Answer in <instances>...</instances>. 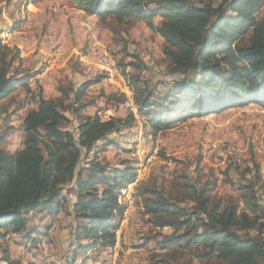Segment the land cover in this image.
<instances>
[{"label": "trees", "instance_id": "trees-1", "mask_svg": "<svg viewBox=\"0 0 264 264\" xmlns=\"http://www.w3.org/2000/svg\"><path fill=\"white\" fill-rule=\"evenodd\" d=\"M70 1L85 15L103 22L108 17L118 26L142 20L164 41L167 72L177 77L165 93L142 78L144 63L126 47L123 53L131 62L119 63L137 115L154 135L190 115L264 104V14L262 19L256 17L264 0ZM155 18L159 22L154 23ZM1 36L2 32L0 118L1 103L17 88L29 97L19 103L18 111L33 108L22 118L20 149L4 148L8 131L0 132V239L11 233L35 245L62 215L72 222L67 264L90 260L88 252L99 258L116 244L115 231L126 210L120 197L135 180L133 167H113L100 155L109 148L120 149L114 136L132 129L137 119L128 111L106 121L81 115L86 90L99 84L101 76L78 88L59 87L66 99L72 97L70 105L62 99H46L39 87L37 91L29 88L36 73L20 72L16 65L20 51L5 44ZM105 95L106 104L118 102V106L124 101L114 92ZM67 111L79 121L76 134L63 128ZM250 162L251 167L243 171L231 162L220 172L237 192L235 197L214 195L218 177L212 169L210 174L203 173L199 163L193 175L183 173L169 186L151 180L134 187L132 197L154 233L148 241L157 242L162 252L154 264H264V179L260 165ZM231 168L238 182L229 178ZM71 184L75 201L69 205L63 192ZM39 214L42 217L37 219ZM44 220L48 223H42L43 231L37 230L35 222ZM164 230L170 234H163ZM1 263L24 264L0 247Z\"/></svg>", "mask_w": 264, "mask_h": 264}, {"label": "rangeland", "instance_id": "rangeland-1", "mask_svg": "<svg viewBox=\"0 0 264 264\" xmlns=\"http://www.w3.org/2000/svg\"><path fill=\"white\" fill-rule=\"evenodd\" d=\"M52 1H54L53 7L46 6L45 0H0L2 10L0 33L2 32L1 38L5 40V44L9 40V45H12L8 39L9 34L6 32L12 34V28L17 21L19 24L16 28L21 23L30 21L32 24L39 23L37 31L40 38L51 31L54 36L53 41L64 45L61 48V53L64 55L62 57L53 48L45 53L44 60L35 58L23 61L20 59L16 64L19 65L20 72L30 70L36 74V71L51 75L54 73L52 88L35 85L34 76L29 82L33 90L37 91L39 87L43 97L62 99L66 105H70L72 97L66 99L58 90L59 87L78 88L81 84L101 76L103 79L99 84L92 85L86 90L82 98L85 108L81 115L95 116L99 112L104 113L106 108L115 111L118 102L106 104L105 94L115 91L125 93L126 90L127 94H130L119 68L121 61L131 62V59L123 53L124 47L130 54L137 55L144 63L145 69L140 74L144 80L155 87L157 92L165 93L171 88L173 80L177 77L167 72V63L162 54L164 41L154 34L145 22L137 20L132 24L118 26L108 17L103 22L98 17L81 13L76 4L70 0ZM27 3L40 8L41 14L37 13L36 18L30 17L28 20L29 8H24ZM262 14H264V5L263 10L262 6L260 7L256 17L262 19ZM159 20L155 18L154 23ZM82 26L92 27V29L87 31ZM92 40H95L94 44ZM245 42L247 38L243 44ZM34 47L38 49L39 45ZM20 55L21 52L19 58H22ZM32 55L36 57V52ZM47 61L51 62H49V70L45 72ZM127 71L132 72L130 68ZM28 99L29 97L25 98V91L17 88L9 99L1 103L3 112L0 118V132L8 131L2 146L10 152L21 148L22 133L19 126L22 117L32 106H27L20 111L18 106L19 103ZM125 113L122 111L116 117H122ZM65 116L68 122L63 128L76 134L79 121L71 111L65 112ZM142 121L143 118L138 117L132 129L114 136L113 139L118 142L120 149L109 148L100 155L101 160L113 167H133L134 169V183L124 191L125 196L120 197L121 206L124 209L125 205L127 207L126 197L133 192L137 184L153 180L158 184L169 186L173 178L183 173L192 174V171L198 168L199 159H201L199 167L205 170L203 173L210 174L211 169L216 173L218 182L213 194L222 198L238 195L220 175V172L226 170L231 162L243 171L245 167H251V159L256 161L260 165V172L264 179V104H247L200 117L190 115L187 119L174 123L170 129L159 131L155 135L150 129L143 127ZM9 127H12V130ZM162 155L166 158H162ZM84 163L85 159L82 160L81 165ZM233 168L229 170V178L235 183L238 182L239 177ZM72 185L66 186L65 196L63 195L68 201L74 197L75 191ZM36 217L38 219L42 215L39 214ZM146 219L134 200L132 207L127 210V219L124 222L120 219L115 231L119 237V243L125 246L116 248L113 256L108 254L111 261L109 258L100 260L101 255L96 258L95 252H88L91 257L88 264H154L159 259L155 256L161 255L162 252L159 251L157 242H145L152 239L151 236L154 237L153 231L145 224ZM45 222V220L35 222L36 229L43 231L42 223ZM71 225L72 222L66 218L57 221L48 231V235L40 237L35 245L31 241L22 239L20 235L8 233L4 239H0V247L9 249L13 259L24 264H33L34 254L31 253L41 248L45 241L47 254L52 259L50 264H67L72 242ZM162 233L170 234V231L164 230ZM112 248L108 249L112 251ZM75 264H87V262L82 263L81 259H78Z\"/></svg>", "mask_w": 264, "mask_h": 264}, {"label": "crops", "instance_id": "crops-1", "mask_svg": "<svg viewBox=\"0 0 264 264\" xmlns=\"http://www.w3.org/2000/svg\"><path fill=\"white\" fill-rule=\"evenodd\" d=\"M45 1H46V6L53 7V3L52 2H54V1H52V0H45ZM54 4H56V3H54ZM27 7L29 8V10L27 12L28 20H30V17L36 18L35 17L36 14L37 13L41 14V12H42V10L40 8L34 6L31 3L29 5H27ZM81 13H83V12L81 11ZM38 25H39L38 22H33V24H32L30 21L28 23H21L18 26V28L14 29L12 34L9 35L10 43L13 46H16L18 49H20V52H21V55H22V58H20V59L23 60V61L34 60L35 58L44 60L45 59V53H48L53 48H57L59 46H60V49L64 47V45L57 44V43H55L53 41L54 40V36H53V33L51 31L47 34L48 36L46 35L45 37L40 38L38 36V31H37ZM81 31H84V30L82 29ZM8 41L6 42L7 45H9ZM12 45H10V46H12ZM35 45H39V48L38 49H34ZM65 49H68V47H65ZM33 52H36V57H33V55H32ZM36 72H37V74L35 75V78H34V81L36 82L35 85L41 86L43 88L44 87H47V88H52L53 87V82H54V79H53L54 76L53 75H54V73L51 75L50 73H43V72L39 73L38 71H36ZM29 88L32 89L31 86H29ZM116 94H117V92H116ZM32 108H33V106H32ZM107 111H111V109L108 108V109H106L105 112H107ZM118 114H120V113H118ZM95 115H97V114H95ZM21 122H22V120H21ZM20 126H21V123H20ZM20 126H19V128H20ZM64 192H65V190H64ZM64 192H63V195L65 196ZM74 201H75V193H74V197L70 201H68V204L71 205ZM62 219H65V218L62 217V215H60V216H58L57 221H61ZM57 221H55V223ZM55 223H54V225H55ZM71 230H72V225H71ZM121 236H122V233L120 234V237ZM145 242L146 243H150L152 241H150V242L149 241H145ZM120 246L124 247L125 245L122 246L119 243V237H118V235H116V244L113 246L112 251H110L109 249L105 250L104 251L105 253H102L101 257L99 259L100 260H105V258H109L110 261H111V258L109 257V255H112V254L115 255L116 248L119 249ZM86 262L88 264L90 262V260H87Z\"/></svg>", "mask_w": 264, "mask_h": 264}, {"label": "built area", "instance_id": "built-area-1", "mask_svg": "<svg viewBox=\"0 0 264 264\" xmlns=\"http://www.w3.org/2000/svg\"><path fill=\"white\" fill-rule=\"evenodd\" d=\"M83 27V26H82ZM84 29H86L87 31H90V29H92V27H83ZM10 35V34H9ZM9 35H8V39H9ZM95 43V40H92V44ZM55 51L58 52V53H61V49L60 48H55ZM49 62L51 61H47V69L45 72H47V70H49ZM124 86V85H123ZM117 95L122 98V97H127V90H126V93H117ZM122 112V108L120 107H116V110L115 111H107V112H104V113H98L97 116L102 120V121H106L110 118H114L116 117V115L118 113ZM132 197H131V194L130 196L128 197L127 199V202H128V208L131 207V202H132ZM126 219H127V214H126ZM31 254H34L35 255V259L38 260V263L39 264H46V256H49L47 254V249H46V242L44 241V245L41 247V248H38V250L34 251L33 253Z\"/></svg>", "mask_w": 264, "mask_h": 264}, {"label": "bare ground", "instance_id": "bare-ground-1", "mask_svg": "<svg viewBox=\"0 0 264 264\" xmlns=\"http://www.w3.org/2000/svg\"><path fill=\"white\" fill-rule=\"evenodd\" d=\"M60 57H62V56H64L63 55V53H58V52H56ZM126 89V88H125ZM129 92V91H128ZM126 93V92H125ZM130 94H127V97H123V102L120 104V105H118V107H120V108H122V111H128L130 114H132L137 120H138V115H137V112H136V109H135V106H134V104H133V100H132V94H131V92H129ZM125 193V192H124ZM123 193V196L122 197H124L125 196V194ZM130 195H128L127 197H126V200H125V203L127 204V207H126V210H125V212L123 213V215H122V222H124L125 220H126V214H127V210H128V202H127V199H128V197H129ZM131 197H132V193H131ZM133 198V197H132ZM133 201H134V198L132 199V202H131V207H132V203H133ZM33 259H32V262H33V264H39L38 263V260L37 259H35V255L32 257ZM51 261H52V259H51V257H49V256H46V264H50L51 263Z\"/></svg>", "mask_w": 264, "mask_h": 264}]
</instances>
